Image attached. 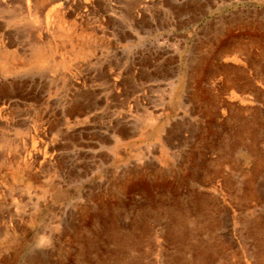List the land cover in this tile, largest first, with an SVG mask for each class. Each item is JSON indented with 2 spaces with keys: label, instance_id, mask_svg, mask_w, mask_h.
I'll return each instance as SVG.
<instances>
[{
  "label": "rangeland",
  "instance_id": "obj_1",
  "mask_svg": "<svg viewBox=\"0 0 264 264\" xmlns=\"http://www.w3.org/2000/svg\"><path fill=\"white\" fill-rule=\"evenodd\" d=\"M0 109V264H264V0H0Z\"/></svg>",
  "mask_w": 264,
  "mask_h": 264
},
{
  "label": "bare ground",
  "instance_id": "obj_2",
  "mask_svg": "<svg viewBox=\"0 0 264 264\" xmlns=\"http://www.w3.org/2000/svg\"><path fill=\"white\" fill-rule=\"evenodd\" d=\"M88 3V2H87ZM198 9V8H197ZM200 9H202V8H200ZM201 11V10H200ZM195 18V17H194ZM196 19V18H195ZM165 20V19H164ZM221 22V21H220ZM173 23V22H172ZM224 44V43H223ZM220 46H222V44H220L219 45V47ZM241 47V46H240ZM166 51V50H165ZM113 74V73H112ZM151 75V74H150ZM116 84V83H115ZM240 86V85H239ZM243 86V85H242ZM252 86H253V84H252ZM248 87V86H247ZM251 87V86H250ZM249 87V88H250ZM137 88V87H136ZM248 89V88H247ZM132 91V90H131ZM243 91V90H242ZM241 92V91H240ZM218 96H220V95H218ZM231 99H236V96H234L233 94L231 95V97H230ZM143 101V100H142ZM127 109V108H126ZM1 110V109H0ZM143 111V110H142ZM179 229V228H178Z\"/></svg>",
  "mask_w": 264,
  "mask_h": 264
},
{
  "label": "crops",
  "instance_id": "obj_3",
  "mask_svg": "<svg viewBox=\"0 0 264 264\" xmlns=\"http://www.w3.org/2000/svg\"><path fill=\"white\" fill-rule=\"evenodd\" d=\"M259 245L264 246V242H259ZM259 255L261 256L263 255V262H264V249L259 251Z\"/></svg>",
  "mask_w": 264,
  "mask_h": 264
}]
</instances>
